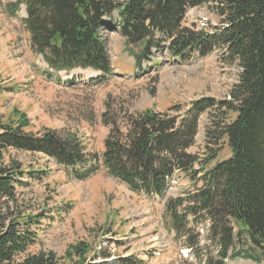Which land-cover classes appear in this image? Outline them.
Segmentation results:
<instances>
[{
	"label": "trees",
	"instance_id": "trees-1",
	"mask_svg": "<svg viewBox=\"0 0 264 264\" xmlns=\"http://www.w3.org/2000/svg\"><path fill=\"white\" fill-rule=\"evenodd\" d=\"M16 4L15 8L26 6L24 24L33 52L55 72L92 69L111 74L102 31L108 25L106 19L114 20L115 13L126 44L142 45L145 57L155 38L169 41V51L180 59H186L190 51L200 50L206 56L215 47H224L242 72L229 100L218 104L204 99L184 115L147 110L128 118L126 132L104 115V124L111 131L101 157L86 155L76 136L25 132L29 126L25 115L17 126L5 124L0 116V264H143L131 257L108 261L110 255L93 252L86 242L72 245L63 258L49 251L26 254L38 242L46 215L45 211L35 214L20 209L18 186L25 175L34 172L6 164L4 154L9 149L41 153L73 168L71 177L79 181L95 175L101 161L110 177L132 192L150 197H162L177 173L202 180L204 186L196 194L179 195L166 203L176 237L186 238L187 247L194 248L197 242L191 239L188 217L201 215L210 221L211 240L225 260L232 251L235 259L263 262L264 0H220L223 29L215 35L182 28L188 8L198 6L199 0H17ZM206 111L210 120L206 140L225 139L231 151L227 160L209 170L216 154L201 160L189 152ZM229 114L236 117L229 120ZM203 170L207 171L199 178ZM243 234L250 245L241 251L236 242Z\"/></svg>",
	"mask_w": 264,
	"mask_h": 264
},
{
	"label": "rangeland",
	"instance_id": "rangeland-1",
	"mask_svg": "<svg viewBox=\"0 0 264 264\" xmlns=\"http://www.w3.org/2000/svg\"><path fill=\"white\" fill-rule=\"evenodd\" d=\"M11 1L0 0V116L5 124L17 126L25 115L29 126L24 131L36 136L45 131L76 136L88 156L101 157L105 151L111 127L104 124V115L126 132L129 117L147 110L180 116L204 99L219 104L230 99L239 82L242 70L224 47H215L206 56L200 50L190 51L186 59H180L169 51V41L155 38L150 54L143 56L142 45L126 44L117 27V13L114 20L106 19L108 25L102 31L111 74L103 77L82 69L51 74L44 58L31 48L25 6L13 18L7 16L5 6ZM199 1L198 6L188 8L182 28L220 33V0ZM235 117L229 114V120ZM209 125L206 111L189 151L201 160L216 154L207 170L231 156L227 140H206ZM4 162L19 165L25 173L34 172L18 186L19 207L26 213L45 211L46 215L38 242L26 254L49 251L63 258L72 245L86 242L93 252L110 255L108 261L131 257L143 264H258L235 259L232 251L225 260L211 240L210 221L201 215L188 217L191 239L197 242L194 248L187 247L186 238L176 237L166 203L179 195L196 194L204 186L202 180L177 173L162 197H147L112 179L101 161L99 172L84 181L71 177L72 168L41 153L9 149ZM245 236L236 242L241 251L250 245Z\"/></svg>",
	"mask_w": 264,
	"mask_h": 264
},
{
	"label": "crops",
	"instance_id": "crops-1",
	"mask_svg": "<svg viewBox=\"0 0 264 264\" xmlns=\"http://www.w3.org/2000/svg\"><path fill=\"white\" fill-rule=\"evenodd\" d=\"M11 3H14L13 0H12L11 2H9V4H11ZM5 7H6V8H5V12L7 13V16H8L7 6H5ZM30 40H31V37H30Z\"/></svg>",
	"mask_w": 264,
	"mask_h": 264
}]
</instances>
